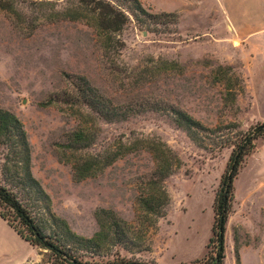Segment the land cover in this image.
I'll list each match as a JSON object with an SVG mask.
<instances>
[{"label": "rangeland", "instance_id": "374dc122", "mask_svg": "<svg viewBox=\"0 0 264 264\" xmlns=\"http://www.w3.org/2000/svg\"><path fill=\"white\" fill-rule=\"evenodd\" d=\"M139 1L148 13L171 15L140 16L138 22L130 17L115 36L122 46L106 54L80 21H43L38 8L20 1V23L0 10V109L22 123L29 172L45 196L22 189L25 169L4 145L0 184L47 233L55 217L91 237L101 208L138 228V200L155 167L143 141L164 143L181 161L161 182L169 198L164 215L141 226L138 246H114L105 256L188 263L212 249V202L233 143L264 121V38L241 40V33H231L224 1ZM230 18L235 22L236 13ZM101 103L121 116L105 118ZM172 109L201 123L196 140L174 124ZM78 130L88 140L74 144ZM115 152L110 164L73 178L76 161ZM233 185L223 264H264L263 138L245 156ZM14 237L0 217V242L21 255ZM32 248L40 259L36 264H48L44 251ZM13 256L0 251V264Z\"/></svg>", "mask_w": 264, "mask_h": 264}, {"label": "trees", "instance_id": "16d2710c", "mask_svg": "<svg viewBox=\"0 0 264 264\" xmlns=\"http://www.w3.org/2000/svg\"><path fill=\"white\" fill-rule=\"evenodd\" d=\"M17 1L38 8L39 17L43 21L82 22L95 33L100 49L105 54L116 46L120 49L122 42L115 36L130 17L138 22L140 16L171 15L166 12L148 13L139 0H0V10L19 23L24 21V16L16 7ZM58 3L60 8L54 9V5ZM88 106L93 109L96 105L94 101H90ZM98 106V110L105 118L121 116L115 107L109 108L103 103ZM172 112L174 124L184 129L191 139L196 140L195 131L204 128L201 123L180 109H172ZM72 138V142L78 144L88 140V135L83 130H78L72 133ZM258 138L264 139V121L251 126L233 143L212 202L213 223L208 241L212 249L201 258L180 264H223L226 222L234 200L233 181L245 156L255 148V141ZM143 142L154 159L155 167L152 177L147 182V193L138 200V228L116 217L111 210L101 208L95 213L99 229L91 237L74 233L63 220L55 217L52 218L54 229L47 233L19 198L1 184L0 217L29 245L44 251L48 264H157L154 261L125 257L116 252L111 257L105 256L114 246L124 248L138 246L137 240L144 231L141 226L155 224L157 219L164 215L163 208L169 202L161 182L180 167L181 161L166 144L153 139H146ZM3 145L13 157L20 158V164L25 169V174L21 177L22 189L45 196L29 172L30 145L22 123L14 114L0 109V146ZM117 154L119 152L109 153L103 159L89 156L76 161L73 165V178L81 180L90 176L94 171L110 164ZM145 222L148 225H145Z\"/></svg>", "mask_w": 264, "mask_h": 264}, {"label": "crops", "instance_id": "0c3cea01", "mask_svg": "<svg viewBox=\"0 0 264 264\" xmlns=\"http://www.w3.org/2000/svg\"><path fill=\"white\" fill-rule=\"evenodd\" d=\"M224 1L226 5L222 6L225 21L228 28L236 33H241V40L264 38V0H219ZM231 11L235 12L237 19L235 22L230 18ZM232 33V32H231ZM10 227V226H9ZM11 228V227H10ZM12 229V228H11ZM14 237L18 245L23 247V253L19 255L16 248H9L0 242V251L9 252L11 256L1 264H36L39 262V256L33 255L34 249L24 241L13 229Z\"/></svg>", "mask_w": 264, "mask_h": 264}]
</instances>
